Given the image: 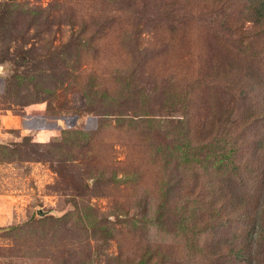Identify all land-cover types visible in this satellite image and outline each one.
Returning a JSON list of instances; mask_svg holds the SVG:
<instances>
[{
    "label": "rangeland",
    "instance_id": "obj_1",
    "mask_svg": "<svg viewBox=\"0 0 264 264\" xmlns=\"http://www.w3.org/2000/svg\"><path fill=\"white\" fill-rule=\"evenodd\" d=\"M254 4L0 0V264H264Z\"/></svg>",
    "mask_w": 264,
    "mask_h": 264
},
{
    "label": "trees",
    "instance_id": "obj_2",
    "mask_svg": "<svg viewBox=\"0 0 264 264\" xmlns=\"http://www.w3.org/2000/svg\"><path fill=\"white\" fill-rule=\"evenodd\" d=\"M254 6H255L254 7L255 11L252 14V16H250L249 21L255 27L258 24H264V0H255ZM232 32L234 34H239L241 37H246V36L241 35L238 32H235V31H232ZM262 32H264V30ZM237 257H238V254H236L233 259L238 260Z\"/></svg>",
    "mask_w": 264,
    "mask_h": 264
},
{
    "label": "water",
    "instance_id": "obj_3",
    "mask_svg": "<svg viewBox=\"0 0 264 264\" xmlns=\"http://www.w3.org/2000/svg\"><path fill=\"white\" fill-rule=\"evenodd\" d=\"M41 213L43 212V211H40Z\"/></svg>",
    "mask_w": 264,
    "mask_h": 264
}]
</instances>
